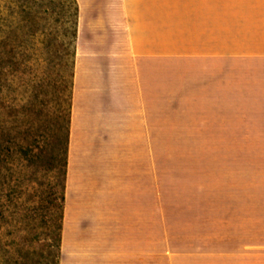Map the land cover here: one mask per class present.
<instances>
[{"label":"crops","instance_id":"1","mask_svg":"<svg viewBox=\"0 0 264 264\" xmlns=\"http://www.w3.org/2000/svg\"><path fill=\"white\" fill-rule=\"evenodd\" d=\"M77 3L59 264H147L163 143L264 156V0Z\"/></svg>","mask_w":264,"mask_h":264},{"label":"rangeland","instance_id":"2","mask_svg":"<svg viewBox=\"0 0 264 264\" xmlns=\"http://www.w3.org/2000/svg\"><path fill=\"white\" fill-rule=\"evenodd\" d=\"M74 13L71 0H0V264L57 263ZM204 145L163 143L147 264H264V156Z\"/></svg>","mask_w":264,"mask_h":264},{"label":"trees","instance_id":"3","mask_svg":"<svg viewBox=\"0 0 264 264\" xmlns=\"http://www.w3.org/2000/svg\"><path fill=\"white\" fill-rule=\"evenodd\" d=\"M72 5L74 6V30H73V40H74V53H73V67L75 68V59H76V42H77V36H78V26H79V6L77 3V0H71ZM29 17H32V15H29ZM33 20V19H32ZM73 78H74V71L72 72L71 77V92L69 96V108H68V131H67V142H66V148H65V159L63 163V175H64V182H63V188H62V195L60 199V206H59V217L57 221V263L59 264V258H60V244H61V237H62V231H63V222H64V203H65V185H66V176H67V168H68V145H69V138H70V129H71V117H72V100H73Z\"/></svg>","mask_w":264,"mask_h":264}]
</instances>
